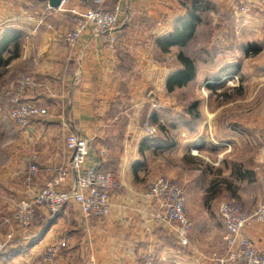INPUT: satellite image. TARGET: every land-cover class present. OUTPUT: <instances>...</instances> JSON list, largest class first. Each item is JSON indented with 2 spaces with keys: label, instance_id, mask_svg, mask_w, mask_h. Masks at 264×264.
Masks as SVG:
<instances>
[{
  "label": "crops",
  "instance_id": "crops-1",
  "mask_svg": "<svg viewBox=\"0 0 264 264\" xmlns=\"http://www.w3.org/2000/svg\"><path fill=\"white\" fill-rule=\"evenodd\" d=\"M117 1L64 0L52 7L48 0H0V243H5L0 264H145L148 259L153 264H206L219 246L207 253L193 249L191 239L220 232L221 245L222 223L220 231L213 223L207 229L205 223L191 225L189 244L182 245L171 227L153 221L154 202L144 193L150 181L165 173L183 185L187 212L193 211L196 195L207 216L191 179L157 170L153 160L165 151L209 157L218 176L232 172L237 188L260 178V165H243L242 160L256 152L255 140L263 139L257 151L264 155V0H204L208 9L230 16L202 18L184 47L161 50L158 42L187 16L191 0H124L115 43L109 45L89 28L75 43L65 41L72 6L81 12L112 9ZM206 22L214 26L212 33H197ZM224 26L228 30L219 28ZM193 41L200 44L194 54ZM180 51L192 59L194 77L168 91V78L182 67ZM23 75H30L36 86L27 87L21 100L33 101L46 113L18 126L2 89ZM181 89L182 100L175 96ZM145 121L158 130L152 137ZM68 133L88 141L85 168L114 174L118 186L110 193V213L80 221L78 210L67 205L53 216L38 210L30 227L20 226L12 219L16 201L38 190L54 175L53 167L68 160ZM33 163L38 172L27 182ZM262 181L264 204V175ZM73 183L71 172L65 188ZM236 194L240 207L252 210L254 199ZM242 232L264 248V222L252 220ZM52 245L57 246L56 261H45Z\"/></svg>",
  "mask_w": 264,
  "mask_h": 264
},
{
  "label": "built area",
  "instance_id": "built-area-1",
  "mask_svg": "<svg viewBox=\"0 0 264 264\" xmlns=\"http://www.w3.org/2000/svg\"><path fill=\"white\" fill-rule=\"evenodd\" d=\"M61 0L60 4L62 3ZM112 9L101 7L88 8L78 11L75 6L69 9L72 26L66 31L64 39L73 44L87 28L93 35H102L112 45L116 41L113 35L118 26V17L122 13L121 2ZM59 4V5H60ZM35 80L24 75L10 85L7 92L9 97V115L18 126H25L30 118L43 115L46 109L33 101L21 100V94L27 87H35ZM149 137L155 134V127L144 125ZM65 149L70 157L58 166L53 167L54 175L42 186L30 192L26 197L16 201L12 219L22 227H30L37 210L48 214H56L67 205H73L79 212L80 221L92 217H105L110 213V193L117 186V180L111 171H104L90 166L85 168L83 163L88 153L87 139L68 133L65 138ZM38 168L33 163L29 165L25 180L31 182ZM74 183L65 188L70 174ZM145 198L154 202L150 216L158 224L172 228L174 235L182 245L189 242L191 223L186 208V195L183 185L163 176L150 181L144 193ZM218 215L224 225V248L216 259V264H264V248H258L243 235V228L252 220L264 222V204L247 211L240 207L234 199H226L218 204ZM12 238L7 235V241ZM5 243H0V251ZM57 258V246L47 247L43 255L45 261L54 262ZM145 264H153L148 259Z\"/></svg>",
  "mask_w": 264,
  "mask_h": 264
},
{
  "label": "rangeland",
  "instance_id": "rangeland-1",
  "mask_svg": "<svg viewBox=\"0 0 264 264\" xmlns=\"http://www.w3.org/2000/svg\"><path fill=\"white\" fill-rule=\"evenodd\" d=\"M201 1H204V0H201ZM200 15H201V18H204L205 20L210 17H214V19H220V18H228V16H230L228 12H225L222 10H215V9L212 10L208 8L202 10ZM213 28L214 26L211 27V25L208 24V22H206L205 24L200 26V28H198L199 30H197V33H202V34L212 33L211 29ZM219 28H224L225 30H228L226 26L219 27ZM191 45H192V54H194V52L198 50L200 44L198 41H195V42L193 41ZM169 57L171 58V56ZM9 88H10V85L7 84L2 89L3 95L5 96L7 101L9 100V97L7 94ZM183 94H184V91L181 89L179 91H176L175 96L182 100L184 98ZM154 107L158 108L159 105L154 104ZM9 111H10V104H9ZM146 124L148 123L145 121L144 125ZM156 130L157 129L155 127V134L158 132V130L157 131ZM262 140L263 139H261V141H258V142L257 140H255L257 149L253 155L251 151L250 155L245 154L243 157V160H242L243 165H260L258 167L260 178L259 179L254 178L252 181L248 182V185L245 187L241 186L240 184L241 187L239 186L237 188L236 184H233L236 182L232 181L231 171L229 174L227 173V176H223V175L220 176V174L218 176V173H216L218 168L217 166H215L214 163L210 165V162H213V161L209 157L207 160H204V159L199 158L198 156H196V158H192L195 156H192L190 154H187V156L186 155L185 156H178V155L174 156L173 154H170L169 152L165 151L163 154H159L155 157V159L153 160V165H156L157 170L162 169L164 173L166 170H168V171L174 172L175 175H177V177H179V175H182V177L184 176L185 179H188V178L191 179L189 180V182L194 183L193 184L194 186L192 187L194 191L196 190L197 192H200L198 195L203 198L202 205L205 210V213L207 214V216H204L203 214H201L199 210V207H200L199 199L197 202L195 200L197 196L193 195L192 196L193 201H192V206H191L193 208V211H191V214L187 212L188 219L191 225L193 226V224H196V223L203 225V223H205L204 226L207 229L211 225L210 223H213L220 231L219 227H221L223 223L218 215V211H217L218 204L223 200L232 199L233 192H235L236 194L237 191H240V194L243 195V197H249L250 199L253 198L254 206L252 210L256 208L258 205L263 204V181L262 179L264 175V155L262 153L258 154V151H257L260 149L259 146ZM189 156L191 157V159H189ZM208 165L211 166L213 170L210 169ZM164 176L168 179L179 181V180L173 179L174 178L173 176L171 177L167 176L166 173L163 174V177ZM194 177H195V181L192 180ZM233 199L239 205H241V202L239 200L240 196L237 195L236 198L234 197ZM219 220L222 223V225L220 224ZM219 233L220 232H217V234L215 233L213 234V236L210 233H204L201 235L193 236V239H191V241L196 244V245L194 244L195 246H193V249L195 250L201 249L209 253L211 252V248L213 246L215 245L219 246V249L215 253H213L211 257H209L210 259L205 260L207 261L206 264H216L217 257L221 255L223 252L224 243L220 245L219 241H221L222 239H221V233H220V236H219Z\"/></svg>",
  "mask_w": 264,
  "mask_h": 264
},
{
  "label": "trees",
  "instance_id": "trees-1",
  "mask_svg": "<svg viewBox=\"0 0 264 264\" xmlns=\"http://www.w3.org/2000/svg\"><path fill=\"white\" fill-rule=\"evenodd\" d=\"M206 8L207 5L203 1L191 0L188 6L187 16L173 29L165 40L158 42L161 50H167V48L173 45L184 47L194 35L196 27L202 19L200 15L201 11ZM177 59L182 67L168 78L166 84L168 91H171L173 86L184 85L194 77V63L192 59L184 55L182 51L177 54ZM191 108H195V106L192 105ZM49 216L53 215L49 214Z\"/></svg>",
  "mask_w": 264,
  "mask_h": 264
},
{
  "label": "water",
  "instance_id": "water-1",
  "mask_svg": "<svg viewBox=\"0 0 264 264\" xmlns=\"http://www.w3.org/2000/svg\"><path fill=\"white\" fill-rule=\"evenodd\" d=\"M61 0H48V4L52 7H56L60 4Z\"/></svg>",
  "mask_w": 264,
  "mask_h": 264
}]
</instances>
